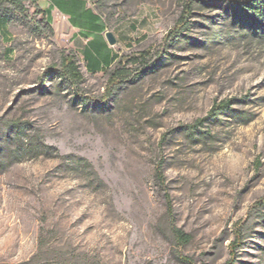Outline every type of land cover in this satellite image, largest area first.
Returning <instances> with one entry per match:
<instances>
[{"label": "rangeland", "instance_id": "1", "mask_svg": "<svg viewBox=\"0 0 264 264\" xmlns=\"http://www.w3.org/2000/svg\"><path fill=\"white\" fill-rule=\"evenodd\" d=\"M87 1L100 72L50 0H0V264H264V0Z\"/></svg>", "mask_w": 264, "mask_h": 264}, {"label": "crops", "instance_id": "2", "mask_svg": "<svg viewBox=\"0 0 264 264\" xmlns=\"http://www.w3.org/2000/svg\"><path fill=\"white\" fill-rule=\"evenodd\" d=\"M51 25L64 31H72L74 36L84 40L79 50L86 67L91 72H100L119 59V53L110 44L107 29L101 17L89 5L87 0H62V9L50 0Z\"/></svg>", "mask_w": 264, "mask_h": 264}, {"label": "trees", "instance_id": "3", "mask_svg": "<svg viewBox=\"0 0 264 264\" xmlns=\"http://www.w3.org/2000/svg\"><path fill=\"white\" fill-rule=\"evenodd\" d=\"M2 1H9L11 3L18 4L19 6H23L24 0H2ZM62 0H55L54 5H57L59 8L62 9ZM255 2H258L259 0H254ZM250 7L252 5L250 4ZM47 12V17L49 20V23L51 25L52 18H51V13L50 9H46ZM242 13H244L243 16L247 18V20L250 22L252 27H258L264 31V25L259 21L260 18H263L264 16V6L263 4H260L257 7L256 10L253 11V14L255 16L251 17L245 10H241ZM190 14L189 10L185 11V14L181 17L179 20V24L177 25L178 28L181 26H184L187 23V18L188 15ZM259 17V18H258ZM258 19V20H257ZM108 68H110V63H108ZM128 69L126 67H122L114 71V73L111 74L109 78V82L111 84H114L117 82V80L122 79L127 76ZM61 77L64 79L71 81L73 83L79 84L83 80V74L81 73L79 66L77 64L76 59L72 55H64L62 58V63H61V71H60ZM232 101H222L221 103L215 104L212 109L209 111L208 115L206 117L198 119L194 124L188 125L186 128H190L193 130H197L199 126L203 125L206 121L214 120L218 115L224 111L230 108V104ZM157 177L164 182V173L162 170V165H159L157 167ZM260 204H264V196L259 200ZM177 237L181 240V242H187L189 241V235L185 234L182 230L180 229H175ZM232 246L236 245V241L232 243ZM227 264H231L230 262Z\"/></svg>", "mask_w": 264, "mask_h": 264}, {"label": "water", "instance_id": "4", "mask_svg": "<svg viewBox=\"0 0 264 264\" xmlns=\"http://www.w3.org/2000/svg\"><path fill=\"white\" fill-rule=\"evenodd\" d=\"M106 36L110 44L114 45L117 43V38L112 31H107Z\"/></svg>", "mask_w": 264, "mask_h": 264}]
</instances>
